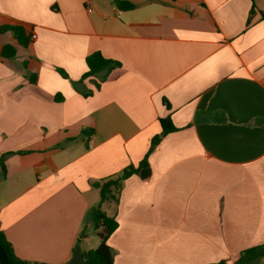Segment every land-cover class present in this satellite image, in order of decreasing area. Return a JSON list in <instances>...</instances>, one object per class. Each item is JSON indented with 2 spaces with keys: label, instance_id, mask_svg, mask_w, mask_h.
<instances>
[{
  "label": "crops",
  "instance_id": "0c3cea01",
  "mask_svg": "<svg viewBox=\"0 0 264 264\" xmlns=\"http://www.w3.org/2000/svg\"><path fill=\"white\" fill-rule=\"evenodd\" d=\"M117 1L0 0L30 36L0 32V231L31 263L92 249L93 183L139 168L170 116L102 204L113 264H233L264 244V0ZM94 52L121 63L103 82Z\"/></svg>",
  "mask_w": 264,
  "mask_h": 264
},
{
  "label": "trees",
  "instance_id": "16d2710c",
  "mask_svg": "<svg viewBox=\"0 0 264 264\" xmlns=\"http://www.w3.org/2000/svg\"><path fill=\"white\" fill-rule=\"evenodd\" d=\"M117 5L122 10H130L133 8V5L127 1L118 0ZM262 17L264 18V13L262 14ZM5 31L14 32L18 42L22 46H27L30 43V36L26 33V30L22 25L0 26V32ZM16 53V47L8 44L2 48L1 56L3 58H13L16 56ZM86 63L88 66V71L84 74L83 78L85 79L90 76L99 75L102 82L108 78V76L114 69L121 67L120 62L105 58L100 52H94L90 54L86 58ZM60 72L65 77H68V75L62 69H60ZM30 81L35 82L36 77H30ZM98 86H100V84H98ZM85 95H90V93H85ZM160 123L162 126V133L153 140L152 147L146 155L145 159L141 162L139 168L131 166L126 168L117 176L93 183V186L100 190V202L94 210V230L96 231L97 237L100 239V245L95 249L83 251L84 259L88 264H113L115 254L113 249L108 244V240L110 236L117 230L118 222L116 221L115 217H111L106 214V212L102 209V204L109 200L118 201L124 181L134 173L138 172L141 167H147V159L155 146L160 142L162 137L177 130V128L173 125L170 116L161 118ZM0 245L6 253L9 264H48L31 263L19 258L15 254L12 244L8 241L4 232L2 231H0ZM263 256L264 244L243 251L238 260L233 264H253ZM0 264H2L1 260ZM217 264L227 263L225 261H222Z\"/></svg>",
  "mask_w": 264,
  "mask_h": 264
},
{
  "label": "water",
  "instance_id": "95a60500",
  "mask_svg": "<svg viewBox=\"0 0 264 264\" xmlns=\"http://www.w3.org/2000/svg\"><path fill=\"white\" fill-rule=\"evenodd\" d=\"M148 171H149L148 168H144L142 170V177H144L146 173H148ZM0 260L2 264H9L6 253L4 252L1 245H0ZM67 264H88L84 259L83 250L80 243L76 244L72 257L67 262Z\"/></svg>",
  "mask_w": 264,
  "mask_h": 264
},
{
  "label": "rangeland",
  "instance_id": "374dc122",
  "mask_svg": "<svg viewBox=\"0 0 264 264\" xmlns=\"http://www.w3.org/2000/svg\"><path fill=\"white\" fill-rule=\"evenodd\" d=\"M104 208L107 209V207H104ZM90 230L92 231V228ZM91 236H92V240H91V243L89 245V248L95 249V248H97L100 245V239L97 237L96 234H93Z\"/></svg>",
  "mask_w": 264,
  "mask_h": 264
},
{
  "label": "built area",
  "instance_id": "2783aa9c",
  "mask_svg": "<svg viewBox=\"0 0 264 264\" xmlns=\"http://www.w3.org/2000/svg\"><path fill=\"white\" fill-rule=\"evenodd\" d=\"M34 38H35V36H34Z\"/></svg>",
  "mask_w": 264,
  "mask_h": 264
}]
</instances>
